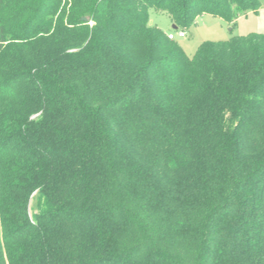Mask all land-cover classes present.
Listing matches in <instances>:
<instances>
[{"label": "trees", "instance_id": "16d2710c", "mask_svg": "<svg viewBox=\"0 0 264 264\" xmlns=\"http://www.w3.org/2000/svg\"><path fill=\"white\" fill-rule=\"evenodd\" d=\"M259 6L0 0V264H264V33L150 22Z\"/></svg>", "mask_w": 264, "mask_h": 264}, {"label": "rangeland", "instance_id": "374dc122", "mask_svg": "<svg viewBox=\"0 0 264 264\" xmlns=\"http://www.w3.org/2000/svg\"><path fill=\"white\" fill-rule=\"evenodd\" d=\"M260 6L256 12L249 11L236 18L234 23L227 22L218 16L202 14L187 27H173L170 16L165 12L150 10V22L164 32L174 35L183 51L192 56L198 46L204 41H225L232 36H242L248 33H264V0H259ZM183 30L185 36H179Z\"/></svg>", "mask_w": 264, "mask_h": 264}, {"label": "built area", "instance_id": "2783aa9c", "mask_svg": "<svg viewBox=\"0 0 264 264\" xmlns=\"http://www.w3.org/2000/svg\"><path fill=\"white\" fill-rule=\"evenodd\" d=\"M178 35H179V36H185V32H184L183 30H179V31H178ZM168 37H169L170 39H173V38H174V35L171 34V33H169V34H168Z\"/></svg>", "mask_w": 264, "mask_h": 264}, {"label": "water", "instance_id": "95a60500", "mask_svg": "<svg viewBox=\"0 0 264 264\" xmlns=\"http://www.w3.org/2000/svg\"><path fill=\"white\" fill-rule=\"evenodd\" d=\"M81 19H82V20H85L86 18H85V17H81ZM173 27L176 28L175 25H173Z\"/></svg>", "mask_w": 264, "mask_h": 264}]
</instances>
